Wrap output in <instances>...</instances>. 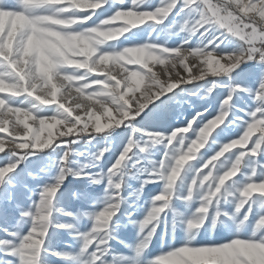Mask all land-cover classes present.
Listing matches in <instances>:
<instances>
[{
  "label": "snow or ice",
  "instance_id": "6c2138e0",
  "mask_svg": "<svg viewBox=\"0 0 264 264\" xmlns=\"http://www.w3.org/2000/svg\"><path fill=\"white\" fill-rule=\"evenodd\" d=\"M151 4L152 0H0V155L16 158L0 167V188L24 159L57 142L76 143L83 135L106 137L122 129L126 143L108 170V185L122 190L124 177L135 173L140 180L134 193L137 200L149 185L159 186L142 220L127 214L139 230L137 258L157 234L156 222L172 215L165 234L170 231L174 236L178 224H183L186 239L148 264H258L264 250V0ZM102 9L108 14L97 19ZM170 17L172 23L186 17L180 32L195 37L194 44L186 38L175 47L117 46L118 41L137 36L135 30L145 25L166 29ZM246 71L256 83L257 107L243 116L234 115L230 105L237 93L249 89L234 85L214 116L205 109L166 136L147 131L163 119L178 89L183 92L184 86L211 78V95L222 86L217 80L231 81L234 74ZM166 96L168 100H162ZM138 136H147L152 143L141 144ZM157 146L159 158L151 170L136 172L141 158ZM68 163L65 153L61 181ZM118 175L121 182L113 184L112 177ZM91 182L101 183L96 178ZM58 190L59 183L45 187L34 211L21 213V219L31 220L29 231L13 252L4 253L13 255L16 264H42ZM229 197L234 198L231 214L222 210ZM178 202L196 207L184 215L176 209ZM105 203L91 232L82 237L73 264H109L110 241L120 226L124 200L117 194L106 196ZM206 220L213 229L218 222L223 225L231 239L198 241L201 232H207ZM246 228L249 234L242 235Z\"/></svg>",
  "mask_w": 264,
  "mask_h": 264
},
{
  "label": "rangeland",
  "instance_id": "374dc122",
  "mask_svg": "<svg viewBox=\"0 0 264 264\" xmlns=\"http://www.w3.org/2000/svg\"><path fill=\"white\" fill-rule=\"evenodd\" d=\"M159 2H161V0H152L151 6H154ZM163 2H166V0H163ZM106 14L108 13L102 9L98 14L97 19L102 18ZM184 19H186V17H181L175 23H172L173 18L170 17L169 20L166 21L168 26L166 29H162V33L168 34L169 30L167 29L176 28L175 32L178 36V44L183 42L184 37L190 39L194 44L196 42L195 37H189L187 32H180V23H182ZM87 26L88 25H84L83 27ZM128 35L131 36V34ZM139 35L141 36V33H139ZM137 37L138 36L118 41L117 46L124 47L127 44H142V39H140L142 37L138 39ZM139 39L141 40L140 42ZM129 67L132 66L130 65ZM212 82L211 78H209L196 84L184 86L183 92L178 89L175 101L167 104V107L173 105L177 108L178 113L175 117H167V120L173 118L172 125L177 124L182 127L185 126V122L188 123L198 112H201L200 110L204 111L207 109L209 110L207 115L214 116L220 110L221 101L229 94L231 88L230 84L233 86L239 85L242 88L249 89L246 93L239 92L235 95L230 105V111H233L234 115L238 114L243 116L246 112L257 107V103L253 100L256 83L253 82L249 72H243L239 76L234 74V78L231 81L223 79L217 80L216 83L222 86L217 87L212 94L209 95L208 89L211 87ZM162 100L167 101L168 97H163ZM190 101L195 104L192 111L189 107ZM157 103H159V101H157ZM211 105H214L215 108L211 109ZM180 108L181 110H190L189 112L187 111L188 113L186 115H182ZM43 111L45 113H50L51 109H44ZM167 120L159 119L152 124L157 127L159 125L158 128L160 129L163 127L162 130L166 133L164 136L171 132L166 126ZM234 126L238 127L239 122ZM150 129L151 127H149L147 131ZM122 131V129L117 130L110 136L86 142L77 141L76 143L70 142L67 144H58L53 150H51V152L40 155H31L24 159L23 162L19 164L16 171L5 178L3 187L0 188V227H4L3 234L0 237L3 236L7 238L4 239L8 243L10 242V249L8 248L9 253L15 250L16 245L20 242V238L29 231L31 226V220L21 219V213L34 211V207L39 204L43 189L45 187L55 186L57 183L61 184L63 195L68 191L73 190H75L77 195L74 197L72 193V195L66 199V213L71 215H63L62 220L56 219V215L54 214L56 213V205L58 203V201H56L51 218L53 220L52 228L49 231V238L45 245L46 250L42 253L41 257L42 264H73L72 258L79 253L82 247V237L91 232V228L95 226V215L107 206L105 203V197H115L117 194L123 197L124 203L122 204V214L119 219L120 226L115 230V238L110 241L112 254L107 258L109 264H148L153 258L158 259L160 254H167L169 248L179 247L184 243L186 233L183 230V224H178L174 236L170 231L165 234L166 229H170L173 220L172 215H169L166 221L156 222L157 234L153 237L147 252L139 258L135 256V248L140 239L138 235L139 230L136 226L129 223L127 214L131 213L132 219L134 220H142L147 211L150 210L149 202L156 192L159 191V186L149 185L144 190L143 197L137 200L134 193L140 187V180L135 178V173H130L124 177L122 190H116L108 185L107 164L114 163L119 152L122 150L123 144L126 143V139L121 137L120 133ZM150 133L153 134V132ZM157 134L159 135V132H154L153 135ZM232 138L234 139L235 135H232ZM104 141H108V143H104ZM137 141L145 145L152 143L147 136H138ZM221 142L226 141L222 138ZM104 149H108V151L104 153L102 158H100V153L103 152ZM159 150V146H157L147 155L143 156L141 158L142 167L136 169V172L150 171L155 160L159 158ZM65 153L68 154L69 163L66 168V178L61 181L60 161ZM10 157L16 159L11 153L0 155V159ZM68 173H82L83 176L82 178L77 179L74 175ZM91 178L99 179L101 183L93 184ZM112 181L113 184L121 182L119 175L112 177ZM61 190H58L57 193L59 198L63 196L61 195ZM22 191L25 194L24 196L22 195ZM195 207V203L190 206L179 202L176 204V209L184 215H187L190 210L195 209ZM222 210L230 214L234 212L233 197H229L227 203L222 205ZM9 211L11 213H9ZM85 213L88 215H84ZM222 219L226 220V218ZM228 223L232 226L231 221H228ZM61 225L65 227L61 229ZM203 227L207 229V232L202 231L201 235L197 237L198 241L220 240L222 242H228L231 239V233H229L219 222L215 229H213L212 224L206 220ZM249 232L250 229L246 228L242 235H248ZM51 253H59L63 258H58ZM0 254V256H2L0 260H3L4 258V261L7 262V264H16V258L13 255L8 254L10 257H3V253Z\"/></svg>",
  "mask_w": 264,
  "mask_h": 264
},
{
  "label": "bare ground",
  "instance_id": "6f19581e",
  "mask_svg": "<svg viewBox=\"0 0 264 264\" xmlns=\"http://www.w3.org/2000/svg\"><path fill=\"white\" fill-rule=\"evenodd\" d=\"M155 6V5H154ZM153 6V7H154ZM119 23V22H118ZM164 27H155L154 28V26L153 25H151V24H148V25H145V26H143V27H141V28H138V29H136L135 31L138 33V37H137V39L138 38H140V37H142V38H140V39H142V41L139 39V42L141 41L142 42V44H144V43H156V44H161V45H165V46H167V47H175L176 45H178V42H177V39H178V36H177V34H176V28H169V29H167V30H169V33L168 34H166V33H162L163 31H162V29H163ZM139 33H141V36L139 35ZM129 34H131V33H129ZM184 39H186L185 37L183 38V40ZM230 49L232 48V47H234L233 45H231V44H229V46H228ZM233 85L232 84H230V87H232ZM188 101V100H187ZM215 101V100H214ZM216 102V101H215ZM195 106V104L194 103H192V101H190V105H189V107L191 108V111H192V108ZM212 107H211V109H214L215 108V106L214 105H211ZM187 108H188V106H187ZM183 109V108H182ZM211 109H210V111H211ZM189 110L190 109H186V110H181V108H180V112L182 113V115H186L188 112H189ZM188 111V112H187ZM201 112H203L202 110H200ZM208 112H209V110H208ZM177 113H178V110H177V108H175L173 105H171V106H168V107H166V110H165V117L163 118V119H165V120H167V117H175L176 115H177ZM191 113V112H190ZM235 115H237V114H235ZM186 118V117H185ZM161 121H163V120H161ZM191 121V120H190ZM160 122V121H159ZM162 123V122H161ZM172 123H173V118H171V119H168L167 120V124H166V126L172 131V130H175L176 128H178V127H180V126H178L177 124L176 125H172ZM187 124V122H185L184 123V125H186ZM161 125V124H160ZM183 125V124H182ZM154 126H156V125H152L151 126V129L148 131V132H153V134H154V132L155 133H157V132H159V135H162V136H164L166 133H164L163 132V127H162V129H160V128H158L159 127V125H158V127L156 126V127H154ZM165 127V126H164ZM166 127V128H167ZM183 127V126H182ZM109 141V140H108ZM108 141H104V143H108ZM15 160L16 159H14V158H12V157H10V158H4V159H0V166L2 167V166H4L5 164H7V163H13V162H15ZM112 163H108L107 164V171L112 167ZM11 189V188H10ZM20 192V191H19ZM23 192V191H22ZM21 192V193H22ZM72 193H75V190H73V191H68L66 194H64L62 197H60L59 199H58V203H57V205H56V213H54L55 215H56V219H58V220H62V216L63 215H65L66 214V212H67V209H66V207H65V201H66V199L69 197V196H71L72 195ZM23 196L25 195L24 194V192H23V194H22ZM10 197H12V196H10ZM21 198V197H20ZM12 199V198H11ZM8 202V201H7ZM19 202H21V201H19ZM22 203H24V202H22ZM13 208V207H12ZM6 210V209H5ZM12 210V209H11ZM54 210V209H53ZM15 212V211H14ZM9 213H11L10 211H9ZM52 227H50V229H51ZM3 229H4V227H0V236L3 234ZM5 231H6V229H5ZM7 233V232H6ZM9 233V232H8ZM5 237H0V253H3L2 255H3V257H10V256H8V255H4V253L5 252H8V250L10 249L9 248V243L5 240V239H7V238H5ZM10 247H11V245H10ZM9 248V249H8ZM9 253V252H8ZM1 255V254H0ZM10 255V254H9ZM2 256H0V258H1ZM0 264H7V262H5L4 261V258H3V260H0Z\"/></svg>",
  "mask_w": 264,
  "mask_h": 264
},
{
  "label": "trees",
  "instance_id": "16d2710c",
  "mask_svg": "<svg viewBox=\"0 0 264 264\" xmlns=\"http://www.w3.org/2000/svg\"><path fill=\"white\" fill-rule=\"evenodd\" d=\"M100 138H102V137H92V136H88V135H83V136L79 137L77 139V141L86 142V141H89V140L100 139ZM70 142L71 141H69L68 143H70ZM58 144H60V142H57V144L53 145V147L50 148L49 150H47L46 152H42V153H39V154H36V155H40V154H44V153H47V152H51V150H53L56 147V145H58Z\"/></svg>",
  "mask_w": 264,
  "mask_h": 264
},
{
  "label": "clouds",
  "instance_id": "9594fccd",
  "mask_svg": "<svg viewBox=\"0 0 264 264\" xmlns=\"http://www.w3.org/2000/svg\"><path fill=\"white\" fill-rule=\"evenodd\" d=\"M42 227H46V223L42 222ZM258 264H264V250H261V258L258 260Z\"/></svg>",
  "mask_w": 264,
  "mask_h": 264
}]
</instances>
